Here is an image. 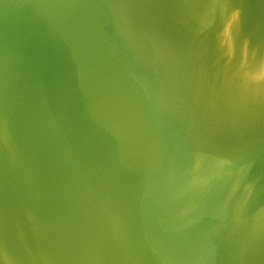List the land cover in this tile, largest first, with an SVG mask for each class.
Wrapping results in <instances>:
<instances>
[{
  "label": "water",
  "instance_id": "water-1",
  "mask_svg": "<svg viewBox=\"0 0 264 264\" xmlns=\"http://www.w3.org/2000/svg\"><path fill=\"white\" fill-rule=\"evenodd\" d=\"M0 264H264V0H0Z\"/></svg>",
  "mask_w": 264,
  "mask_h": 264
}]
</instances>
